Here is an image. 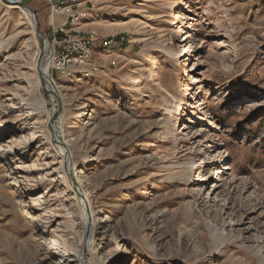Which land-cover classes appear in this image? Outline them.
Instances as JSON below:
<instances>
[{
    "label": "rangeland",
    "instance_id": "374dc122",
    "mask_svg": "<svg viewBox=\"0 0 264 264\" xmlns=\"http://www.w3.org/2000/svg\"><path fill=\"white\" fill-rule=\"evenodd\" d=\"M22 3L54 45L48 1ZM9 5L0 0V264H78L54 244L77 247L83 225L44 135L56 104L23 50L34 58L41 43ZM84 24L118 44L87 73L51 69L100 223L98 257L87 248L81 264H264V0H97ZM38 100L47 111L29 115Z\"/></svg>",
    "mask_w": 264,
    "mask_h": 264
},
{
    "label": "bare ground",
    "instance_id": "6f19581e",
    "mask_svg": "<svg viewBox=\"0 0 264 264\" xmlns=\"http://www.w3.org/2000/svg\"><path fill=\"white\" fill-rule=\"evenodd\" d=\"M6 1L10 3L9 5L10 7H13L14 5L18 7L19 11L21 12V15H23L26 22H28L31 25L33 32L36 33V18L35 16H33V14L30 11H28V9H26L19 3V1L22 2V0H6ZM126 23L128 22H124V25ZM84 26L86 25L84 24ZM43 42H44L43 46L38 48V51L36 55H34L35 56L34 58L31 57L32 55H31L30 45H26V47L23 50H24V54L28 57V59H31L30 65L34 67V71L31 74V76L33 75L34 78V76L37 75L40 79L41 78L44 79L45 81L44 87H46L50 92V96L53 102L56 104L55 105L56 110L47 111V109L45 108V100H38V101H33L32 104L30 103L33 110L30 109L31 111L29 110L26 111L27 113L30 112L29 115L33 114L34 111H37L38 114L44 113L46 111L48 113L47 123L51 125L50 127L53 130L44 131L45 132L44 135L47 138L46 143L49 144L51 147H54L55 145L56 146L55 155L61 157V163H62L61 166L62 169L64 168L63 171H64L65 180L68 184H69L68 181H70L71 183V188H72L71 190L74 194L73 197L74 205L76 207L77 215L79 216L83 225V231H82L83 233L77 242L78 243L77 247L76 245L75 248L73 247L74 238L71 237L64 238V236H62L60 242L59 240H54L55 242L54 241L53 242L57 246V250L62 252L63 258L81 264L80 262L82 259L81 256L83 255L84 251L87 248H88L87 257H89L88 253L93 255L95 258L98 257L97 248L94 243H95V234L100 223H99V218L97 217V213L95 212L94 207L92 206L91 197L86 193L84 189L83 181L78 174L79 171L74 161L71 142L66 137L65 114L64 113L61 114V109H63V107L65 109L66 107L64 102V96L58 82H56V80H54L51 76V67L53 61L52 56L54 53V48L53 45L49 42L47 36L44 37ZM167 51L169 55L174 57V60L177 63L179 62L180 57H182L183 55V54L181 55V51L175 48L169 49ZM27 80L28 82H30V79H28V77ZM196 81L198 80L196 79ZM13 96L16 97L17 99H21L25 101V98L23 99L22 96L18 93L13 94ZM24 104L27 105L28 103L25 102ZM182 107H183L182 103H180L177 105V107L174 110L171 111V116L165 121L163 126L164 129L163 132L165 134L175 135L178 123L183 116ZM0 108H2L1 104H0ZM5 115H7V113L4 110L0 109V128L9 126L7 120L4 119ZM194 164H195L194 161L190 163L191 165L189 168L190 171H193ZM68 245L71 249H74V254L69 253L71 249H68L67 247ZM256 253L257 255H260V250H257ZM94 264H96V261Z\"/></svg>",
    "mask_w": 264,
    "mask_h": 264
},
{
    "label": "built area",
    "instance_id": "2783aa9c",
    "mask_svg": "<svg viewBox=\"0 0 264 264\" xmlns=\"http://www.w3.org/2000/svg\"><path fill=\"white\" fill-rule=\"evenodd\" d=\"M47 1L54 44L52 70L65 76H71L73 70L87 73L96 53L112 55L111 49L118 44V37L108 35L101 38L95 29L84 26L96 8L97 0Z\"/></svg>",
    "mask_w": 264,
    "mask_h": 264
},
{
    "label": "water",
    "instance_id": "95a60500",
    "mask_svg": "<svg viewBox=\"0 0 264 264\" xmlns=\"http://www.w3.org/2000/svg\"><path fill=\"white\" fill-rule=\"evenodd\" d=\"M19 3H20L23 7H25L26 9H28V11H30V12L33 14V16H35V18H36V34H37L38 37H39V40H40L41 46H43V43H44V42H43V39H44V37H46L47 35H46L44 32L41 31L40 26H39V20L37 19V15H36L34 9L31 8L30 6L24 5L21 1H19ZM52 121H53V119H52Z\"/></svg>",
    "mask_w": 264,
    "mask_h": 264
}]
</instances>
